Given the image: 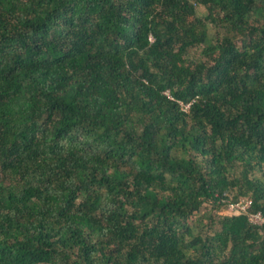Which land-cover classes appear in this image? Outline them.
Segmentation results:
<instances>
[{
	"label": "trees",
	"instance_id": "obj_1",
	"mask_svg": "<svg viewBox=\"0 0 264 264\" xmlns=\"http://www.w3.org/2000/svg\"><path fill=\"white\" fill-rule=\"evenodd\" d=\"M242 198L264 0H0V264H264Z\"/></svg>",
	"mask_w": 264,
	"mask_h": 264
},
{
	"label": "built area",
	"instance_id": "obj_2",
	"mask_svg": "<svg viewBox=\"0 0 264 264\" xmlns=\"http://www.w3.org/2000/svg\"><path fill=\"white\" fill-rule=\"evenodd\" d=\"M183 111H187L190 107V103L182 104L179 103ZM252 206V201L250 199H242L236 203H229L226 206V210L231 215H245L247 220L254 225H263L264 224V215L261 213H250L248 209Z\"/></svg>",
	"mask_w": 264,
	"mask_h": 264
},
{
	"label": "rangeland",
	"instance_id": "obj_3",
	"mask_svg": "<svg viewBox=\"0 0 264 264\" xmlns=\"http://www.w3.org/2000/svg\"><path fill=\"white\" fill-rule=\"evenodd\" d=\"M197 12H198V15H203L204 14L203 9H198ZM242 199H245V198H242ZM242 199H240V200H242ZM204 210H205V208H204Z\"/></svg>",
	"mask_w": 264,
	"mask_h": 264
}]
</instances>
